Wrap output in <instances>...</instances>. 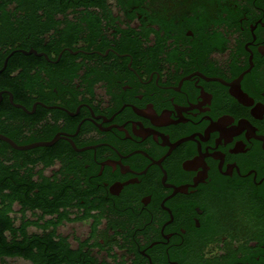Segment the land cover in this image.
Segmentation results:
<instances>
[{"label": "flooded vegetation", "instance_id": "af4514ba", "mask_svg": "<svg viewBox=\"0 0 264 264\" xmlns=\"http://www.w3.org/2000/svg\"><path fill=\"white\" fill-rule=\"evenodd\" d=\"M37 12L0 48V135L34 144L0 145L44 181L5 262L264 264V0Z\"/></svg>", "mask_w": 264, "mask_h": 264}, {"label": "trees", "instance_id": "16d2710c", "mask_svg": "<svg viewBox=\"0 0 264 264\" xmlns=\"http://www.w3.org/2000/svg\"><path fill=\"white\" fill-rule=\"evenodd\" d=\"M104 0H0V48H5L10 38L27 43V35L34 26L41 30L48 29L53 23L39 21L43 13L38 9H46L48 16L57 10L64 8L79 7L91 8L94 5L102 6ZM123 2L124 0H117ZM130 5L140 8L141 0H127ZM51 11V12H49ZM17 35L19 38H17ZM21 35V36H20ZM14 42V41H12ZM19 43V45H24ZM9 51L0 54L1 57ZM25 56L20 52L14 53L12 58ZM0 57V59H1ZM16 157V156H15ZM0 145V264H6L5 257L20 255L25 258H34L31 252V241L33 235L26 229L28 220L26 210L34 206L32 202V187L44 183L33 178L32 169L37 161L19 157L15 159ZM43 167L50 161H42ZM40 176L43 177L41 170ZM46 179V178H45ZM47 180V179H46ZM20 204L21 215L20 226H15L16 213L13 203ZM42 249V248H40Z\"/></svg>", "mask_w": 264, "mask_h": 264}, {"label": "water", "instance_id": "95a60500", "mask_svg": "<svg viewBox=\"0 0 264 264\" xmlns=\"http://www.w3.org/2000/svg\"><path fill=\"white\" fill-rule=\"evenodd\" d=\"M33 49H28V50H22L23 52H31ZM0 137H2V138H4V139H6V140H8L14 147H16V148H26V147H29V146H32V145H34V144H27V145H17V144H15L13 141H11L9 138H7V137H5V136H2V135H0ZM51 141H48V142H42V143H40V144H48V143H50Z\"/></svg>", "mask_w": 264, "mask_h": 264}, {"label": "rangeland", "instance_id": "374dc122", "mask_svg": "<svg viewBox=\"0 0 264 264\" xmlns=\"http://www.w3.org/2000/svg\"><path fill=\"white\" fill-rule=\"evenodd\" d=\"M6 264H26V262H24V261H16V260H13L12 258H7Z\"/></svg>", "mask_w": 264, "mask_h": 264}]
</instances>
